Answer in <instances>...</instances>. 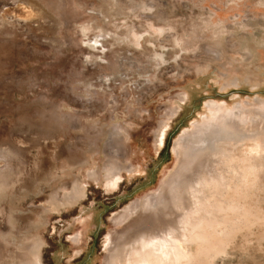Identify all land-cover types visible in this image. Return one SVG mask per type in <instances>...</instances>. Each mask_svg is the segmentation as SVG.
<instances>
[{
	"label": "rangeland",
	"instance_id": "1",
	"mask_svg": "<svg viewBox=\"0 0 264 264\" xmlns=\"http://www.w3.org/2000/svg\"><path fill=\"white\" fill-rule=\"evenodd\" d=\"M263 134L264 0H0V264H103L193 147L232 168L189 255L264 264Z\"/></svg>",
	"mask_w": 264,
	"mask_h": 264
},
{
	"label": "bare ground",
	"instance_id": "2",
	"mask_svg": "<svg viewBox=\"0 0 264 264\" xmlns=\"http://www.w3.org/2000/svg\"><path fill=\"white\" fill-rule=\"evenodd\" d=\"M230 111L232 112V109L231 110L229 109L228 112ZM223 116L222 118H224ZM239 117L237 116L238 119L242 120V118H239ZM249 118H252V117H249ZM226 120H227V117H226ZM243 120L239 122L242 123L244 122ZM213 124L215 125V123ZM206 129L207 128H205V130ZM219 129H217V131ZM260 132L259 133L255 132L254 134L259 136ZM238 134H239L238 138L239 137L246 138V137L254 136L252 133H246L243 135L241 133H238ZM233 136L234 135H232V137ZM161 137H163L162 133H161ZM210 137L208 135V139ZM227 138L231 139L230 137H227ZM235 138L238 140L237 137ZM180 141L182 140L180 139ZM242 141H244V139ZM187 142L189 143L190 141H187ZM185 145L186 143L184 144V146ZM190 145H193V144H190ZM189 149H192V148H189ZM206 151L207 149L205 148L199 147L198 149L194 150V147H193V151L188 154L186 153L187 155L185 154L186 156L183 157L181 165H179V168L177 170V173L175 174V177L171 178L168 181V183L165 186L164 191L159 192L153 198L148 197L147 199H145L146 205L153 207L151 208V210H147L146 212V216L151 219V221L153 222L152 224H148L146 227L135 230L129 234L125 232L127 230L124 229L125 231L116 232L114 234L111 233L108 236L107 239L109 240V243L107 245V249H108L107 257L103 264H176V262L177 264H204V261L200 258V256L199 258H197L200 260L198 261L196 258L193 259L192 255H189V253L192 252L190 249L192 244L197 243L198 241L197 245H198L199 253L202 254L204 257L207 253V250L212 251L213 249L216 248L215 241H217L221 237L219 238L218 236L216 239H213L212 236L205 238V235H201L199 232H196L197 227L195 223L192 222V218H194L196 214H198L200 218L204 217V215H202V211L211 215V210H214V208L212 207V209L210 208L208 210V207L213 205V201H214L213 196L218 193L217 188H221L224 185L228 184L227 183L228 177L230 176V173H228V171L231 170L232 168V166L229 163L225 165L223 164L222 166L217 167V165H215L216 160L214 161V159L211 158V156L209 155V152L206 153ZM213 152L219 153L218 150H216V148L213 150ZM204 153L207 154L206 157L203 156ZM194 161L195 163L192 164V162ZM254 165L255 164H253V166ZM111 175L109 174L108 177L106 176L107 177L106 182L108 184L114 183L116 179L118 178L117 174H114L113 177ZM79 191H82V190H79ZM79 191L77 190V194H79L78 193ZM136 206H140V205L133 204L132 206L127 207L123 212L115 215L114 220L116 221V223L120 222L121 224L122 221L126 220L125 218L128 217V213L134 210ZM172 211L175 213L174 217H172ZM215 220L218 221V219H215ZM200 227L201 226H198V228L201 229L202 231L205 229L203 227L201 228ZM191 228L192 230L196 232L195 234H192L190 232ZM75 240H78V239H75ZM23 262L24 264H38L40 260L38 258V255H36L35 262H33L32 259L26 260Z\"/></svg>",
	"mask_w": 264,
	"mask_h": 264
}]
</instances>
